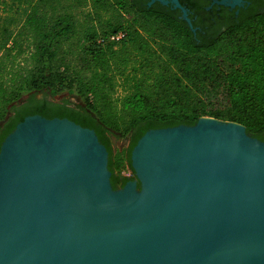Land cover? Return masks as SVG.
Listing matches in <instances>:
<instances>
[{
    "label": "water",
    "instance_id": "obj_1",
    "mask_svg": "<svg viewBox=\"0 0 264 264\" xmlns=\"http://www.w3.org/2000/svg\"><path fill=\"white\" fill-rule=\"evenodd\" d=\"M129 158L114 189L93 129L24 117L0 145V264H264V141L244 125L149 129Z\"/></svg>",
    "mask_w": 264,
    "mask_h": 264
},
{
    "label": "trees",
    "instance_id": "obj_2",
    "mask_svg": "<svg viewBox=\"0 0 264 264\" xmlns=\"http://www.w3.org/2000/svg\"><path fill=\"white\" fill-rule=\"evenodd\" d=\"M147 2L8 0L0 17V144L26 116L68 118L105 144L115 189L132 177L115 171L109 135L128 138L133 175L130 151L149 129L209 116L264 141V0L225 19L189 15L191 27ZM64 92L78 102L46 99Z\"/></svg>",
    "mask_w": 264,
    "mask_h": 264
},
{
    "label": "flooded vegetation",
    "instance_id": "obj_3",
    "mask_svg": "<svg viewBox=\"0 0 264 264\" xmlns=\"http://www.w3.org/2000/svg\"><path fill=\"white\" fill-rule=\"evenodd\" d=\"M179 6L174 2V0H148V5L153 3H159L163 6L168 7L169 9L179 13V17L182 19H189V15L193 16V20L201 19L206 12H209V18L213 20L216 16L220 19H225L222 17L230 16L231 13L234 15L238 14L239 9L246 8L250 5V0H240L239 2L233 3L232 0L230 4L221 3L222 0H177ZM225 9V10H224ZM231 17V16H230ZM3 129L0 130V136L3 133ZM112 136L109 135V139L112 143ZM2 143V142H1ZM104 144V143H102ZM1 145V144H0ZM105 145V144H104ZM112 145V144H111ZM111 177V176H110ZM132 179H135L133 175ZM122 186H118L120 188ZM116 188V189H117Z\"/></svg>",
    "mask_w": 264,
    "mask_h": 264
},
{
    "label": "rangeland",
    "instance_id": "obj_4",
    "mask_svg": "<svg viewBox=\"0 0 264 264\" xmlns=\"http://www.w3.org/2000/svg\"><path fill=\"white\" fill-rule=\"evenodd\" d=\"M11 3V2H9ZM8 0H0V17H7L8 16ZM18 16H16L17 18ZM37 98H42L43 94H38ZM46 99L52 100L54 102H60L63 99H69L71 103H77L78 99L75 97L67 95V93H62L56 95L54 97L46 95ZM11 115V114H9ZM8 116V115H7ZM2 123H0L1 125ZM112 145H111V160L113 163V167L116 172L121 173L127 177H133L132 172L129 170L126 162V149L128 145V138H116L112 136Z\"/></svg>",
    "mask_w": 264,
    "mask_h": 264
},
{
    "label": "built area",
    "instance_id": "obj_5",
    "mask_svg": "<svg viewBox=\"0 0 264 264\" xmlns=\"http://www.w3.org/2000/svg\"><path fill=\"white\" fill-rule=\"evenodd\" d=\"M122 36H123L122 33H117V34L111 35V36L109 37L108 40H110V41H117V40H119Z\"/></svg>",
    "mask_w": 264,
    "mask_h": 264
}]
</instances>
